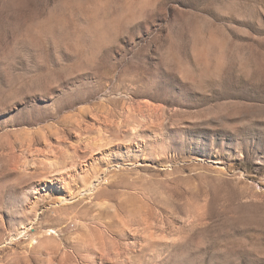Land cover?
<instances>
[{
	"label": "rangeland",
	"instance_id": "rangeland-1",
	"mask_svg": "<svg viewBox=\"0 0 264 264\" xmlns=\"http://www.w3.org/2000/svg\"><path fill=\"white\" fill-rule=\"evenodd\" d=\"M264 264V0H0V264Z\"/></svg>",
	"mask_w": 264,
	"mask_h": 264
},
{
	"label": "bare ground",
	"instance_id": "bare-ground-1",
	"mask_svg": "<svg viewBox=\"0 0 264 264\" xmlns=\"http://www.w3.org/2000/svg\"><path fill=\"white\" fill-rule=\"evenodd\" d=\"M7 264H13V263L9 261V263H7Z\"/></svg>",
	"mask_w": 264,
	"mask_h": 264
}]
</instances>
